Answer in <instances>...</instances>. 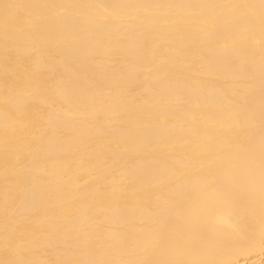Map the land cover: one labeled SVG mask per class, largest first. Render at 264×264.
I'll use <instances>...</instances> for the list:
<instances>
[{
    "label": "bare ground",
    "instance_id": "obj_1",
    "mask_svg": "<svg viewBox=\"0 0 264 264\" xmlns=\"http://www.w3.org/2000/svg\"><path fill=\"white\" fill-rule=\"evenodd\" d=\"M0 264H264V0H0Z\"/></svg>",
    "mask_w": 264,
    "mask_h": 264
}]
</instances>
